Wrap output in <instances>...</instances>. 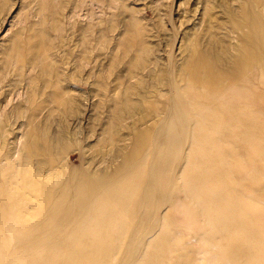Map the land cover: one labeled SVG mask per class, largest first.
Instances as JSON below:
<instances>
[{
  "label": "rangeland",
  "instance_id": "rangeland-1",
  "mask_svg": "<svg viewBox=\"0 0 264 264\" xmlns=\"http://www.w3.org/2000/svg\"><path fill=\"white\" fill-rule=\"evenodd\" d=\"M262 30L264 0H0V238L7 251L20 249L17 264H68L79 252L81 264H208L216 259L213 245L229 247L232 238L204 231L208 223L181 186L203 163L194 153L201 132L187 97L219 92L229 101L246 90L236 88L246 77L234 86L200 72L192 86L190 65L200 55L215 61L216 75L230 76L249 49L247 35ZM263 67L248 82L256 112L264 110ZM263 117L255 128L264 129ZM122 187L128 192L112 202ZM187 214L201 227L187 223ZM95 232L112 244L107 258L93 250ZM246 246L241 259L250 262Z\"/></svg>",
  "mask_w": 264,
  "mask_h": 264
},
{
  "label": "bare ground",
  "instance_id": "bare-ground-1",
  "mask_svg": "<svg viewBox=\"0 0 264 264\" xmlns=\"http://www.w3.org/2000/svg\"><path fill=\"white\" fill-rule=\"evenodd\" d=\"M257 28L260 29L261 27H257ZM259 32H261V33H259L260 37H258L257 33H255V32H254L255 34L252 33L253 35H247V40H248L247 42H248V45H249V47H248L249 49L247 50V52L245 51L246 54H244L243 57L238 58V62H239L238 65L239 66L236 67V69L231 73L230 76H227L225 73H223L225 75H221V73H222L221 70H220L221 73L220 74L217 73V75H216V72H215V69H214L215 68L214 67L215 61H213V60L209 61L208 59L203 58L200 55H197V56L192 55V59H191L190 69H191L192 73H191V77L190 78H191V81L193 82L192 86L197 84V80H196L198 78L197 74H199L200 72H203L202 73L203 76H204V72L208 73L209 75H211V77L214 76L215 80L221 79L222 82L230 81V82L234 83V86L236 84H239L240 81H242L243 75H245L244 77H246L245 81L242 84L236 85V88H238L240 86L242 87V85H244V87H242V90H244V88H246V90L245 91H240V89H237V91L235 90V92H233V94L231 92L232 96H230L231 99L229 101L228 100L225 101L226 97L224 99L221 98L223 95L217 96L219 92L217 93L216 91H212V92H216L217 94L216 93H212L211 96H207V92H203L204 94L206 93V95H204V94H202V92L197 93V92L194 91L197 94H194L192 96L193 98H189L191 96L190 95L191 93L188 94V92H186L188 95H190V96H188V97L186 96V97L188 99H193V102L191 100H188V101H190L192 103V104L190 103L189 105H192L191 112L193 113L194 117H196V119H194V121H196L195 125H198V128H196V130H199L201 132L200 141L196 140L197 143L199 141L198 148L196 147V149L195 148H192V149H195V150L198 149V152H194V151L193 152L197 153L198 156L201 155L200 161L202 162V160H203V163L199 162V164L200 163L202 164L201 167L199 168V165H197L194 162V165L196 164L198 166V168L190 171V173H186V175L184 176V183L181 186L182 187L184 186L183 192L186 194V197L187 198L189 197L191 200H193L194 202L197 203V207L196 208H192L194 210V213L195 212L200 213V215L203 217V219H205L206 222L208 223L207 226H204V231L213 232V233L216 234V236H218V235L221 236L222 235V237H230V238L233 239L231 244L229 243L230 244L229 247H226V246L222 247L221 244H218V246L216 244L213 245V248H211V249H214V251L216 253V259L211 261V262L209 261L208 264H218L217 262L219 261L220 258H222V260L224 259L222 264H240V262H241V264H251V263H253V264H264V211H261V209H259L260 206L259 207L257 206L259 210L256 207V205H260L259 203L264 204V137L262 135L263 133L262 134L259 133V131H264V129L263 128H255V125H253L256 122L258 123L259 117H261V118L263 117V116H260V115H261V113L262 114L264 113L263 112L264 110L263 111L260 110L259 112H256L259 109L258 110H254V104H255L254 103V99L255 98H253L252 92L249 90V88L251 86L248 84V82L252 83L251 74H254V69H257L260 66H264V59H263V57L261 55V52L264 51V31L262 30V31H259ZM245 36H246V34H245ZM245 36H244V38H245ZM205 63H207L208 65L204 66ZM188 73L190 74V72H188ZM260 73L263 74V76H264V72L263 73L260 72ZM228 74H230V73H228ZM202 75H200V76H202ZM261 78H264V77H261ZM205 79H206V77H205ZM203 80H201V82ZM207 80L205 82H207ZM187 81L188 80H186V82ZM204 83L199 85V86H204V85L207 86V84L206 83L204 84ZM207 83H209V82H207ZM230 86H231V84H230ZM231 87H233V84H232ZM231 87H230V89H231ZM205 88L207 90V87H204V89ZM210 88L212 89L213 87H210ZM236 88H234V89H236ZM183 89H185V88H183ZM204 89H202V90H204ZM222 89H221V91H222ZM230 89H228V90H230ZM199 90H197V91H199ZM216 90H218V89H216ZM189 92H190V90H189ZM224 93H225V91H224ZM257 93L255 92L253 94H256V96H258ZM258 94H260V93H258ZM226 95H227V93H226ZM230 97L228 96L227 99L230 98ZM258 97H256V98L259 99ZM252 98H253V102L251 100ZM178 99H181L180 96H179ZM180 101H182V100H180ZM176 105H178V104H176ZM263 106H264V104H263ZM186 108H184V109H186ZM260 109H262V108H260ZM186 111H188V110H186ZM188 116H191V114H188ZM250 127H252L251 130H250ZM195 133L197 134V132H195ZM198 134H199V132H198ZM190 135H191V132H190ZM145 136L148 137L147 134ZM140 138H141V140L144 139V138H142V136H140L139 139ZM196 139H198V138H196ZM145 140L146 139H144L143 141L145 142ZM196 142H195V144H197ZM150 143L148 142V144H150ZM139 144L141 145V143H139ZM242 144L246 147V149H245L246 152L242 153L243 155L239 151V146H241ZM144 145L146 146V142L144 143ZM195 146H197V145H195ZM135 148H137L138 150L141 149L140 146H139V148L138 147H135ZM29 150H31V148L28 149V152H30ZM150 151H151V149H150ZM150 151H149V153H150ZM137 153H139V152H137ZM188 154H190V153H188ZM142 156H145V155H142ZM188 156H190V155H188ZM134 157H136V156H134ZM197 157H195V158H197ZM140 158H139V160H140ZM186 159H188V157ZM186 159H185V161H186ZM161 160L162 159H160V161ZM170 160H172V159H170ZM197 160L199 161V159H195V161L198 163ZM193 161H194V159H193ZM135 162H133V163H135ZM189 162L187 163V165H189ZM130 163H129L128 167H131L133 165V164H131V166H130ZM197 166H195V167H197ZM160 167H162V166H160ZM170 167L172 168V166H170ZM191 167L190 168L193 169V164H192ZM126 168H127V166H126ZM171 168H169V169H171ZM160 170H161V168H160ZM137 172H138V170H137ZM238 173H240L239 174V178L235 177V175L238 174ZM243 174H244V176H243ZM166 175H167L166 177L168 179V173ZM163 180H164V178L162 179V181ZM169 180L170 179L167 180L168 184L166 183L167 181L165 182L167 184V186L169 185ZM160 181H161V178H160ZM79 182H80V180H79ZM178 182H179V180H178ZM180 182H181V180H180ZM157 184H158V182H157ZM142 185H143V183H142ZM167 186H166V188H167ZM128 190L129 189L126 188V187H122V188L116 190L110 196V200L113 202L114 200L120 199L121 197L125 196V194L128 192ZM162 190H164V189H162ZM251 191L257 192V195L256 194L254 195L252 193L249 194L248 192H251ZM161 192L163 193V191H161ZM181 193L182 192L180 191V194ZM178 195H179V192H178ZM181 196L179 195L177 197H181ZM150 198H152V197H150ZM185 202L186 201H184L183 203H185ZM173 203H175V202H173ZM126 205H127L126 206V212H125L124 215H122V220L124 219V221H123L122 226L120 227V229H122V231H125V229H126L125 217L127 216V214H126L127 213V207H129L130 204L126 203ZM186 206H188V205L186 204ZM190 206L193 207V205H191V203H190ZM254 207H256L255 208L256 212H255V209H253ZM188 208H189V206L185 210L187 211ZM174 209H177V208L174 207L173 210ZM184 209L182 211L183 215L185 213ZM263 210H264V208H263ZM136 213H137V210H136ZM188 213H189V211H188ZM185 215H186V213H185ZM188 215L189 214H187V216ZM190 215H192V214H190ZM190 217H189V220L185 219L187 223L189 221H191ZM193 217H195V216L193 215ZM117 218H119V216ZM166 218H168V217L166 216ZM178 218H179V216H178ZM195 218H192V219L196 220L195 221V223H196L198 220L195 219ZM108 219H107V221H108ZM130 219L131 218H129V220ZM175 219L177 220V217ZM114 220H115V218H114ZM168 221H169V218H168ZM199 222H201V221H199ZM116 223H118V225H119V222H116ZM191 223H193V220L191 221ZM195 223H193V224H195ZM197 223H196V227H198V226L201 227L200 225L197 226ZM168 224H170V223L168 222ZM175 224H177V223H175ZM203 224H204V222H203ZM203 224H202V226H203ZM118 225H116L115 227H117ZM184 225L186 226V224H184ZM205 225H206V223H205ZM93 226H95V225H93ZM128 227L130 228V226H128ZM178 227H179L178 229L181 228L180 226H178ZM159 229H160V227H159ZM172 229L173 228L171 227L170 231H173ZM182 229H184V228H182ZM109 231H110V229H109ZM122 231H120V232H122ZM204 231H202V232H204ZM174 232L175 231H173V233ZM176 232L179 234V232L181 233L182 231L181 230L180 231L177 230ZM187 232H188V230H187ZM90 235H91V233H90ZM136 235H137V233H136ZM181 235H183V234H181ZM111 236H112V234H111ZM111 236H110V238H111ZM121 236H122V234H121ZM169 236H171V235L169 234ZM169 236H168V238H169ZM172 236H174V235H172ZM175 236H176V234H175ZM175 236L172 239H174ZM183 236H181V237H183ZM106 237H107V235L105 236L104 232H99L98 234L96 233L95 234V238L98 239V240L95 241L96 242L95 244H93L94 245L93 246V250L97 252L96 254H100L98 256H102V257H106L107 258L108 255L111 253V249H110L111 247L110 246H112V244L109 247L107 246L108 243H109L108 241H110V240H108L106 242L104 240V238H106ZM113 237L115 239H116V237L118 238V234H117L116 237L115 236H113ZM128 237H130V236H128ZM200 237H201L200 242L202 243V245H203V241H204V244L207 245L208 244V239L203 236V233H202V235ZM93 238H91V239L93 240ZM108 238H109V236H108ZM114 238H113V240H114ZM127 239L129 240V238H127ZM3 240L4 239L0 238V264H17V263H19L22 258L19 255V253H21V252L18 253L17 250H20V249H18V247H17V250L15 249L16 251L15 250L7 251L8 250L6 248L7 245H5V240H4V242H2ZM85 240H87V238ZM92 240L90 241V246L92 244L91 242H93ZM169 240H170V238H169ZM241 240H243V241H241ZM181 241H182V238H181ZM216 241H221V238H220V240L216 239ZM114 242L115 241H113V243ZM82 244L85 245V244H88V243H82ZM182 244L183 243L181 242L180 246L185 245V244H183V245ZM74 245H76V244H74ZM74 245L70 244L69 246H71V247L73 246L74 247ZM163 245H165V244H163ZM243 245L244 246L247 245L248 246V250H249V248L252 250V261H250L251 263L248 260H245V259L242 260L245 257H243L241 259V257H242L241 254L243 252L242 248L244 247ZM20 248L22 249V247H20ZM114 248L115 247H114V244H113V249ZM89 249H91V247ZM113 249H112V252H114ZM132 250H133V247H132ZM72 251L75 253L74 250H72ZM67 252L70 253L69 251H67ZM77 252H78V250H77ZM202 252H203V250H202ZM161 253H162V251H161ZM197 253H199V252H197ZM205 253L209 254V252H206V251H205ZM154 254L157 255V253H154ZM181 254L183 256H179V259L184 257V253H181ZM61 255L60 256L58 255L59 259L62 257ZM90 256L92 257L94 255L90 254ZM159 256H160V254H159ZM84 257H86V256H84L82 252L77 253V255H71L69 257V259H68L69 260L68 264H81L82 259ZM87 257H89V255ZM148 258H151V257L149 256ZM174 258H176V257H174ZM85 259L87 260V258H85ZM85 259H84L83 264H92V262L89 259L87 261ZM98 259H99V257L97 258V260ZM100 259L103 260V258H100ZM151 259H152V262H153L154 261L153 258H151ZM166 259H167V257H165V259H163V260H166ZM55 260H57V259H55ZM64 260L68 261L67 257ZM91 260H92V258H91ZM106 260H103V261H106ZM139 260L141 261V259H139ZM182 260H181L180 264L183 263L184 260L183 261ZM201 260L203 261V258ZM161 262L162 261H160V263ZM174 262H175V260H174ZM107 263H109V262H107ZM126 263H128V262H126ZM177 263H178V261H176L173 264H177ZM95 264H106V263L105 262L98 263V262L95 261ZM115 264H116V261H115Z\"/></svg>",
  "mask_w": 264,
  "mask_h": 264
}]
</instances>
